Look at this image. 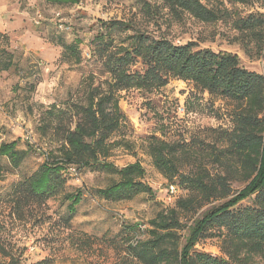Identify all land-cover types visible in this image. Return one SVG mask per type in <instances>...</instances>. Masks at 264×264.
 Returning <instances> with one entry per match:
<instances>
[{
	"label": "rangeland",
	"instance_id": "obj_1",
	"mask_svg": "<svg viewBox=\"0 0 264 264\" xmlns=\"http://www.w3.org/2000/svg\"><path fill=\"white\" fill-rule=\"evenodd\" d=\"M144 2L157 3L80 0L77 4L51 5L43 0H0V7L7 8L0 16L4 22L0 25V55L6 51L13 57V66L0 72V143L16 142V149L28 151L18 169L11 168L7 159L0 160V197L15 182L38 171L45 153L56 152L58 143L53 127L58 122L51 118L53 126L46 128L47 111L54 106L65 111L73 105L85 106L90 85L101 86L107 79L97 46V37L106 31L104 23L126 21L176 44L195 42L199 48L229 52L237 55L246 69L264 75V43L261 49L256 46L257 40L248 44L232 25L223 22L204 25L189 17L182 22H167V15L162 19L144 16ZM228 8L237 17L264 16V7L259 4H234ZM133 33L115 31L112 37L115 44L128 43L127 37ZM72 44H77L78 53L69 51L66 55L65 46ZM142 68L138 61L133 69ZM119 96L127 123L114 139L126 144L114 150L108 161L118 168L140 163L152 194L126 202L106 201L97 191L119 178L106 171L87 169L81 173L68 172L64 192L44 206L28 208L23 219L12 217L7 206L0 207V239L7 249L22 253L25 264L45 259L53 264H142L130 254L131 246L150 237V222L161 211L173 209L179 199L189 196L185 188L171 193L170 181L157 171L148 154L149 139L157 137L198 150L202 144L219 146L223 131L233 127L236 104L204 93L189 82L174 79L159 90H131ZM74 126L68 119L63 129ZM184 165L182 171L187 173L194 166L189 160ZM208 167L213 173L218 171L216 164L210 162ZM244 186L231 183V191H240ZM64 193L82 194L81 202L74 206L69 229L63 227L61 220L72 203L65 199ZM223 202L208 204L196 212L181 211L179 219L184 230L173 245L175 250L183 247L184 236L194 220ZM250 203L245 201L242 206ZM127 226L141 227L135 239L125 231ZM194 250L214 257L225 256L221 240L214 237L203 238ZM246 263L264 264V256L247 257Z\"/></svg>",
	"mask_w": 264,
	"mask_h": 264
},
{
	"label": "trees",
	"instance_id": "obj_2",
	"mask_svg": "<svg viewBox=\"0 0 264 264\" xmlns=\"http://www.w3.org/2000/svg\"><path fill=\"white\" fill-rule=\"evenodd\" d=\"M43 1L51 5L80 2ZM156 1L154 5L144 2V16L162 19L167 15V22H182L189 17L204 25L223 22L232 25L248 44L257 40V48L263 46L264 16L237 17L228 5L264 7V0H217L214 4L202 0ZM103 26L106 31L97 37V46L107 79L101 86L90 85L85 106L73 105L67 111L54 106L47 111L45 127L53 126L51 118L58 122L53 127L58 148L55 153L44 154L45 161L38 171L15 182L0 197V207L7 206L12 217L23 219L28 208L44 206L64 192L68 172L81 173L87 169L106 171L119 178L97 191L106 201L126 202L142 194H152L140 163L118 168L108 161L114 150L126 144L114 139L127 123L119 95L131 90H159L177 79L235 103L233 127L223 131L219 146L202 144L198 150L157 137L149 139L147 149L154 167L170 185L180 191L185 188L189 196L179 199L173 209L161 211L150 222V237L136 241L130 254L142 264H247V257L264 256V75L246 69L239 57L229 52L199 48L195 42L176 44L126 21L111 20ZM115 31L134 33L127 37L128 43L115 44L112 37ZM65 50L66 55L69 51L75 55L77 44L65 46ZM2 52L6 57L1 59L0 55V72L13 66L12 55ZM138 61L143 65L141 70L133 69ZM68 119L75 126L63 129ZM16 147V142L0 143V160L7 159L13 169L20 168L28 156V151ZM185 160L194 164L188 173L182 171ZM210 162L217 165L216 173L209 169ZM234 182L245 186L232 192ZM64 194L72 202L61 219L63 227L69 229L74 206L81 202L82 194ZM221 200L224 202L211 206L194 220L184 236L183 247L175 250L173 245L184 230L179 213L196 212ZM248 200L251 203L242 206ZM125 231L135 239L141 227L127 226ZM206 237L221 240L224 257L195 252V246ZM0 264H25L23 254L7 249L0 239ZM36 264L53 263L45 259Z\"/></svg>",
	"mask_w": 264,
	"mask_h": 264
},
{
	"label": "crops",
	"instance_id": "obj_3",
	"mask_svg": "<svg viewBox=\"0 0 264 264\" xmlns=\"http://www.w3.org/2000/svg\"><path fill=\"white\" fill-rule=\"evenodd\" d=\"M7 11L6 7H0V16L3 15V13ZM0 25H4V22L0 19Z\"/></svg>",
	"mask_w": 264,
	"mask_h": 264
},
{
	"label": "built area",
	"instance_id": "obj_4",
	"mask_svg": "<svg viewBox=\"0 0 264 264\" xmlns=\"http://www.w3.org/2000/svg\"><path fill=\"white\" fill-rule=\"evenodd\" d=\"M169 190L171 191V193H176L178 190L180 191L179 188H177L176 186L170 185L169 186Z\"/></svg>",
	"mask_w": 264,
	"mask_h": 264
}]
</instances>
